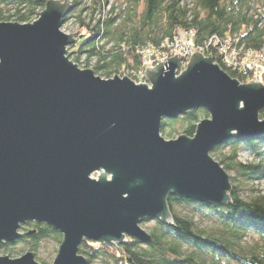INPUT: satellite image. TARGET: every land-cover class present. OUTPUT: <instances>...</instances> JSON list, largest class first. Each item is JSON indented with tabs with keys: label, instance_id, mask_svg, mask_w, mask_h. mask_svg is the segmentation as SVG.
<instances>
[{
	"label": "water",
	"instance_id": "water-1",
	"mask_svg": "<svg viewBox=\"0 0 264 264\" xmlns=\"http://www.w3.org/2000/svg\"><path fill=\"white\" fill-rule=\"evenodd\" d=\"M70 7L49 0L31 23L0 22V245L45 223L62 235L52 264H87L83 240L148 242L141 220L169 223L168 194L226 205L230 179L211 150L264 134V84L240 83L210 56L194 52L180 75L176 54L147 67L151 88L80 69L61 30ZM200 107L209 117L192 138L161 136L163 118ZM0 264L39 263L26 252Z\"/></svg>",
	"mask_w": 264,
	"mask_h": 264
},
{
	"label": "trees",
	"instance_id": "trees-1",
	"mask_svg": "<svg viewBox=\"0 0 264 264\" xmlns=\"http://www.w3.org/2000/svg\"><path fill=\"white\" fill-rule=\"evenodd\" d=\"M47 1L0 0V22L31 23L39 17ZM69 1L70 12L63 24L73 18L77 28L71 33L76 41L67 46L68 58L78 66L84 55L85 68L94 59L91 70L102 78L118 75L137 79L140 74L137 76L136 70L142 64L140 49L151 45L161 53L167 52L166 46L185 31L196 45L195 53L210 56L221 70L241 83L248 80L239 66H229L230 59L227 62L221 56L214 44L216 39L224 43L230 36L231 46L240 49L236 54L244 62L245 50V53L256 52L264 59V0H124L116 6L108 0ZM2 6L7 7V14ZM105 7L109 9L103 13ZM178 61V70L185 69L187 59L182 66L181 59ZM258 81L264 84V74ZM207 117L208 111L200 107L172 119L163 118L161 132L171 136L179 125L184 135L192 137L197 124ZM258 117L264 119V109ZM226 149L228 152L224 153ZM239 149H245L254 161H239ZM211 154L224 170L234 171L245 180L264 178V134L255 137L234 134L214 147ZM236 178L230 179L226 205L198 203L168 194L169 223L151 218L141 220L154 222L148 231V242L126 237L113 248L83 240L79 253L87 264L97 260L102 264H264V192L242 197L238 184L233 185ZM176 205L191 206L210 220L211 226H199L192 216L178 214ZM26 224L30 228L23 226ZM23 227L24 233L17 241L29 239V251H35L42 238L49 237L59 243L62 240L61 233L45 223L26 222L20 225ZM249 235H255L257 240L246 246L243 242Z\"/></svg>",
	"mask_w": 264,
	"mask_h": 264
},
{
	"label": "rangeland",
	"instance_id": "rangeland-1",
	"mask_svg": "<svg viewBox=\"0 0 264 264\" xmlns=\"http://www.w3.org/2000/svg\"><path fill=\"white\" fill-rule=\"evenodd\" d=\"M124 0H108V3L111 4L113 3L115 6L118 3H121ZM109 7H105L103 13H106V11H108ZM2 10L4 11L5 14H7V7L6 6H2ZM77 28V24L75 22V20L73 18H70L69 20H67L61 27V30L66 33V34H70L72 33L75 29ZM185 34L183 35V39L185 38H189L187 35V31L184 32ZM103 42H105V40H103ZM183 44V43H182ZM111 44H107L106 47L110 46ZM151 49L153 48L151 45L142 47L140 50H145V49ZM66 51L67 47H66ZM183 51V50H182ZM142 54V51H140ZM245 52H247L245 50ZM161 54L160 50L155 51L154 55L156 57H159ZM173 55H177V59H181L180 61V66L183 65V61L185 62V60L187 59V63L189 61V56L182 54L181 52H177V51H173L172 52ZM247 54L251 55L250 61L251 64L246 65L245 67L243 65H241L239 67L240 71H244L245 70V77L246 80H248V82H244V83H250L251 81L253 82H259L258 80L261 78V76L264 74V59L260 60V55H257L258 53L256 52H249ZM257 55V59L255 58ZM71 57V59L73 58V56H69ZM84 55H82L80 57V62L78 64V67L80 69H86L83 66V62H84ZM161 58V57H160ZM158 58L157 60H155V63H160L162 62V60ZM153 57L151 55H149V63H152ZM222 59V58H220ZM145 60V59H144ZM94 59L89 61V66L87 67V69H91V65L93 64ZM144 62V61H143ZM142 62V64L140 65V67L136 70V75L140 76L135 80V84H146L149 88H151V84L149 82L148 78L143 77V73L146 70L147 67L152 68L155 67V65H149L148 64H144ZM156 64V65H157ZM177 64H179V61L177 60ZM239 64V63H238ZM186 69V68H185ZM185 69H180L178 70V65H177V69L176 71H178V74L176 75H180V73L182 71H184ZM180 72V73H179ZM239 72V71H238ZM139 73V74H138ZM177 73V72H176ZM240 74V73H239ZM243 75V74H242ZM99 76V75H98ZM112 77V76H111ZM104 78V77H103ZM129 78V77H128ZM239 81V80H238ZM241 83V81H239ZM242 83V84H244ZM161 133V136L165 139V140H171V139H176L180 134L182 133V128L181 126H175L174 131L172 132L171 136H167L166 134ZM184 135V134H183ZM191 137V136H188ZM192 138V137H191ZM224 153L228 152V149L223 150ZM210 156L217 162V158L216 156L212 155L210 152ZM237 159L243 163L246 162H251L254 161L252 159V156L250 154H248V152L245 149H239L237 152ZM226 171V170H225ZM229 179L232 180V177H237L236 180L234 181L233 185L238 184L239 186V190L240 193L242 195V197L248 198L251 197L252 195H254L255 193L259 192V193H263L264 192V178H260L257 180H245L242 177H240L239 175H237L234 171H226ZM101 172H94L91 174L92 178H97L100 175ZM107 176V175H106ZM109 177V176H107ZM175 210L177 211V213L179 214H187L189 216H192L194 219V221L196 222V224H198L199 226H204V227H210L211 226V222L210 220H208L206 217H203L202 215H200L198 212H196L195 210H193V208L191 206H187V207H181L180 205H176L175 206ZM154 225L153 221H146V222H141L140 226L146 230L147 232L151 229V227ZM25 228H30V226L28 224L23 225ZM24 227L20 228L19 231L21 232V234L24 233ZM257 238L254 235H249L245 241L243 242V244H245L246 246L251 245L252 243H254V241H256ZM60 243L56 242L55 240L49 238V237H45L42 238L35 251H29V246H30V240L29 239H24L22 241H17L14 242L12 244H10L8 247H5L4 245H0V255H8L11 258H17L22 256L23 254H25L26 252H32L34 254V259L36 262H38L39 264H52L53 260L56 256L57 250L59 248ZM92 264H102L100 262V260L94 261Z\"/></svg>",
	"mask_w": 264,
	"mask_h": 264
},
{
	"label": "built area",
	"instance_id": "built-area-1",
	"mask_svg": "<svg viewBox=\"0 0 264 264\" xmlns=\"http://www.w3.org/2000/svg\"><path fill=\"white\" fill-rule=\"evenodd\" d=\"M184 34L185 33L183 32V33H180V35L178 37H175L174 38V41L171 42V44H169L168 46H166V47H168V51L167 52H164V53H161L159 57H156L154 55L155 51H157L158 49L155 48V47H153V46H152L153 48H151L150 50L148 48L145 49V50H141L142 51V54H141V60H142V62L144 61L143 62L144 64H148L149 63V60H148L149 55H151L152 57L155 56L156 58L154 60L152 59L153 62L152 63H149L148 66H150V65H156L157 63H155V60H157L160 57H161L160 59L162 60V62H165L167 60V58H170V57L174 56L172 54L173 51H177L179 53L181 52L182 54L187 55L189 57L194 52H198V51L195 50L196 49L195 48L196 45L194 44V42L191 39H187V38L183 39V35ZM230 40H231V37L228 36L226 42L221 43V42L217 41V39H216V41L214 43L215 45L218 46L219 51L223 54V55L221 54V56L222 57L225 56V59L227 60V62H229L228 59H230L229 66H231V67L239 66L240 67V65H243L245 67L248 64H251L252 65L253 63H251V61H250L251 55L250 54H247V53H245V51H243L244 52L243 55H245V58L244 59H246V61L244 62V60H242L236 54L238 52V50L240 52V49L238 48V50H237L236 47H232L231 46V43H230ZM257 55L255 57L256 59H257ZM240 59H241V62H239ZM260 59L263 60V57L260 56ZM244 72H245V70L242 71V74L243 75L245 74ZM127 77H129L133 82H135L134 78L132 79V76L131 77L130 76H127Z\"/></svg>",
	"mask_w": 264,
	"mask_h": 264
},
{
	"label": "bare ground",
	"instance_id": "bare-ground-1",
	"mask_svg": "<svg viewBox=\"0 0 264 264\" xmlns=\"http://www.w3.org/2000/svg\"><path fill=\"white\" fill-rule=\"evenodd\" d=\"M222 145V144H221ZM219 146V145H218Z\"/></svg>",
	"mask_w": 264,
	"mask_h": 264
}]
</instances>
